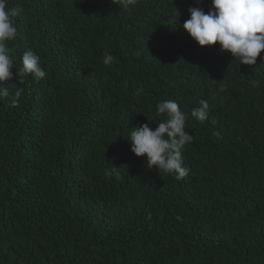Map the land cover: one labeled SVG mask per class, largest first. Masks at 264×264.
Returning a JSON list of instances; mask_svg holds the SVG:
<instances>
[{
  "label": "trees",
  "instance_id": "trees-1",
  "mask_svg": "<svg viewBox=\"0 0 264 264\" xmlns=\"http://www.w3.org/2000/svg\"><path fill=\"white\" fill-rule=\"evenodd\" d=\"M16 5L0 100V264H264V51L247 66L198 46L182 25L211 0ZM26 51L47 73L38 82L19 73ZM169 99L193 136L182 180L148 169L127 140L155 130ZM201 99L215 125L190 117Z\"/></svg>",
  "mask_w": 264,
  "mask_h": 264
},
{
  "label": "clouds",
  "instance_id": "clouds-1",
  "mask_svg": "<svg viewBox=\"0 0 264 264\" xmlns=\"http://www.w3.org/2000/svg\"><path fill=\"white\" fill-rule=\"evenodd\" d=\"M136 3L137 0H121V7L129 10ZM21 11L19 5L9 7L8 0H0V100L10 95L8 87L2 85L13 78L10 71L13 69L12 50L8 43L16 39L15 18ZM188 12L190 18L182 28L198 46L218 44L221 52L230 53L240 65L256 64L257 57L264 51V0H211L207 13L200 7L189 8ZM261 59L264 60V57ZM114 60L113 55L104 54L105 65ZM20 65L19 73L30 74L37 82L47 75L41 67L40 57L32 51L23 53ZM20 91L17 88L13 94L12 106L18 103ZM156 112L166 119H162L155 130L148 123L131 130L127 138L130 151L136 157H145L148 169L155 168L159 175H173L175 179L182 180L189 172L184 166L182 153L184 147L193 141V136L185 130L189 114L181 111L178 103L170 99L158 102ZM209 115V103L203 99L190 112V117L200 123L209 121ZM209 122L216 124L215 119ZM213 135L222 138L219 131H214Z\"/></svg>",
  "mask_w": 264,
  "mask_h": 264
}]
</instances>
